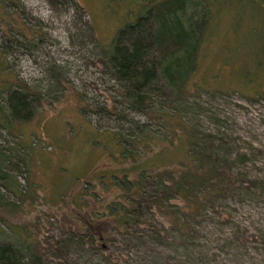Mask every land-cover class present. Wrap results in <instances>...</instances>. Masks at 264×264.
I'll list each match as a JSON object with an SVG mask.
<instances>
[{"label": "rangeland", "instance_id": "rangeland-1", "mask_svg": "<svg viewBox=\"0 0 264 264\" xmlns=\"http://www.w3.org/2000/svg\"><path fill=\"white\" fill-rule=\"evenodd\" d=\"M76 1L77 9L67 0L0 4V87L20 78L43 93L30 119L0 124L6 171L0 181L7 185L0 188V245H9L20 264H264V8L235 2L241 20L231 25L233 5L224 6L215 25L208 23L191 69L186 63L166 75L162 65L180 55L173 52L179 47L165 41L156 48L154 106L141 111L121 96L98 47L109 43L134 0ZM182 6L185 25L198 30L206 23L205 0ZM82 20L97 45L86 38ZM48 74L57 81H47ZM138 121L157 136L130 138L144 127ZM185 128L191 146L227 167L223 198L197 217L208 221L196 220L186 239L169 232L160 211L141 200L139 221L132 222L131 210L129 222L119 224L122 211L112 209L130 202L110 175L121 178L125 166L132 179L140 161L147 169L179 167ZM121 141L132 147L134 161L121 160Z\"/></svg>", "mask_w": 264, "mask_h": 264}, {"label": "trees", "instance_id": "trees-1", "mask_svg": "<svg viewBox=\"0 0 264 264\" xmlns=\"http://www.w3.org/2000/svg\"><path fill=\"white\" fill-rule=\"evenodd\" d=\"M63 1V0H58ZM77 9L81 7L76 0H67ZM244 0H205L206 11L204 12V20L201 25L192 28L185 25L178 13L182 10L183 0H134L131 6L128 5L126 17L117 27L113 37L108 44L98 46L100 49V60L105 70L121 83V96L127 100L129 106L145 111L153 108L154 99L152 92H155V78L159 66V60L155 55V49H161L165 41L172 42V46L177 45L173 52L180 50V55H172L171 58L162 65L166 75L174 74V72L188 63L189 69L194 66L195 55L202 41L205 40L208 23L212 25L221 9L225 6L233 7L231 16V25H236L241 20L240 8L235 4L243 5ZM247 3H253L255 7L259 5L264 8V0H246ZM3 0H0L2 4ZM14 2V1H13ZM216 2L218 5L212 8L211 4ZM83 30L86 31V38L92 39L91 26L89 22L82 20ZM196 31V32H195ZM209 31H211L209 29ZM210 34V32H209ZM13 35V33H12ZM7 37L8 40H15L18 46L21 42L17 41V37ZM15 39H13V38ZM94 39V38H93ZM92 39V40H93ZM95 40V39H94ZM93 40V41H94ZM22 43H24L22 41ZM81 43V42H80ZM83 43V42H82ZM94 43H96L94 41ZM175 43V44H174ZM97 45V43H96ZM4 52L2 41H0V54ZM7 66V65H6ZM10 70L9 66H7ZM170 70L171 72H168ZM243 76V74L240 73ZM47 81H57V76L53 74L47 75ZM0 87V124H4V118L25 121L32 117L43 93L38 90L33 91L32 87L37 86L35 83H27L17 78L8 83H1ZM162 112L161 107H157ZM163 113V112H162ZM160 116V115H159ZM3 117V118H1ZM162 118V116H160ZM9 120V121H10ZM5 125V124H4ZM139 127L136 132L131 131L130 138L147 139L157 135H153L147 130L146 122H137ZM148 131V132H145ZM144 132V133H142ZM188 129H184L187 145L185 149L184 160H179V167L173 168H155L150 165L147 169L145 161L135 162L140 166L136 176L132 179L127 178L126 167L121 168L122 176L117 178L115 174L110 177L114 178L113 182L119 189V196L126 202L124 205L114 207L113 211H122L118 217L119 224L129 222L130 218L125 216L131 210H136L133 221L138 220L137 210L139 202L143 200L145 207L150 209L155 206L163 215L164 219L170 223L169 232H178V235H186V239L194 236L197 223V217L200 219L209 214L215 204L223 198L222 193L225 189L226 182V166L217 164V158H213L210 152L191 146L194 137L191 139L188 135ZM122 137V135H120ZM126 140L128 135L123 134ZM120 158L125 160L131 158L134 161L132 147H126L121 141ZM191 146V147H189ZM142 150V149H141ZM0 154L2 152L0 151ZM1 158V157H0ZM147 162V160H146ZM105 168V167H104ZM106 171L102 169L100 173L105 177ZM6 171L2 169L0 164V180H4ZM151 178H154L153 181ZM104 180V179H102ZM152 182H151V181ZM102 182V181H101ZM148 182V184H147ZM105 188L107 183H103ZM153 184V186H151ZM149 186V191L146 188ZM0 188H7V185L0 181ZM11 191H16L11 189ZM3 198L0 191V199ZM217 202V203H215ZM209 207V209L206 208ZM216 206V205H215ZM207 217V216H206ZM217 215V218H220ZM210 218V217H209ZM199 219L200 222L208 221ZM120 221V222H119ZM198 221V220H197ZM198 221V223H199ZM169 241H173L170 238ZM191 246V245H190ZM16 252L7 244L0 245V264H20Z\"/></svg>", "mask_w": 264, "mask_h": 264}]
</instances>
